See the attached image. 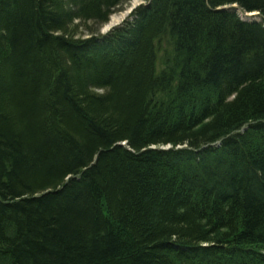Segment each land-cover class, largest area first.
<instances>
[{"label":"trees","instance_id":"1","mask_svg":"<svg viewBox=\"0 0 264 264\" xmlns=\"http://www.w3.org/2000/svg\"><path fill=\"white\" fill-rule=\"evenodd\" d=\"M124 1L0 0V264H264V0Z\"/></svg>","mask_w":264,"mask_h":264},{"label":"bare ground","instance_id":"2","mask_svg":"<svg viewBox=\"0 0 264 264\" xmlns=\"http://www.w3.org/2000/svg\"><path fill=\"white\" fill-rule=\"evenodd\" d=\"M125 2V1H124ZM123 3H121L120 5H118L113 11L112 13L110 14V16L115 12L116 9H118L120 6H122ZM149 2H151V0H141V3L139 5H137L136 7H134L130 13L128 15L125 16V18L120 21L119 19H116L114 18L113 16L109 17L108 21L105 22L104 24H101L98 28H95L94 31H86V36H83L85 39H92L94 42H98L99 40L103 39L105 36L107 35H110L111 33L117 31L118 29H121L120 27H123L125 28L127 26V23L129 24V22H131L133 20V17H134V11L138 8V7H141V6H146L147 4H149ZM218 8H223L227 11H235L237 12V14L239 15V17L241 15H244L245 19H250V16H255L257 15V11H250L248 12L249 15H245L243 14V11L236 5V4H229V5H223V6H219ZM120 21V22H119ZM83 28V26H81ZM88 32H91V33H88ZM79 35V31L78 33H76V36L78 37ZM125 35L127 36L128 39L129 36H128V33H125ZM169 40V43H170V48L172 46V41L168 38ZM154 52L157 53V57H159L158 54H163L165 53V50L162 48L161 46V42L158 43V46H154ZM159 63V60H157V65ZM98 91H101V89H99ZM255 123L257 124H261L260 121H254ZM121 145L125 146V143L122 142ZM154 148L155 145H151L149 146L148 148ZM161 148V147H160ZM96 157H94V160H95ZM91 163V162H90Z\"/></svg>","mask_w":264,"mask_h":264},{"label":"rangeland","instance_id":"3","mask_svg":"<svg viewBox=\"0 0 264 264\" xmlns=\"http://www.w3.org/2000/svg\"><path fill=\"white\" fill-rule=\"evenodd\" d=\"M140 3H141V0H127L124 2V4L122 6H120L118 9H116L115 12L111 16H113L114 18L119 19V20L121 19L120 21H122L125 18V16L128 15L130 13V11L134 7L139 5ZM243 17H244V15H243ZM79 30H80L79 35L86 36L87 33L85 32L84 28L79 27ZM161 46L166 52L171 49L167 36H163V38H161ZM158 55H159L158 60H160L162 53L158 54ZM160 65H161V63H158V66H160Z\"/></svg>","mask_w":264,"mask_h":264}]
</instances>
